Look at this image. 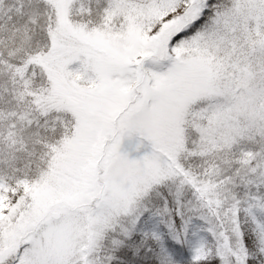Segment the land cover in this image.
Wrapping results in <instances>:
<instances>
[{
    "label": "snow or ice",
    "instance_id": "obj_1",
    "mask_svg": "<svg viewBox=\"0 0 264 264\" xmlns=\"http://www.w3.org/2000/svg\"><path fill=\"white\" fill-rule=\"evenodd\" d=\"M0 264H264V0H0Z\"/></svg>",
    "mask_w": 264,
    "mask_h": 264
}]
</instances>
